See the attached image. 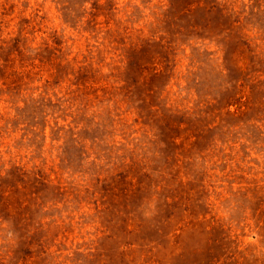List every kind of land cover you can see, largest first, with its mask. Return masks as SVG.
<instances>
[{
    "label": "rangeland",
    "instance_id": "rangeland-1",
    "mask_svg": "<svg viewBox=\"0 0 264 264\" xmlns=\"http://www.w3.org/2000/svg\"><path fill=\"white\" fill-rule=\"evenodd\" d=\"M0 264H264V0H0Z\"/></svg>",
    "mask_w": 264,
    "mask_h": 264
}]
</instances>
